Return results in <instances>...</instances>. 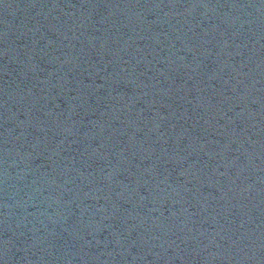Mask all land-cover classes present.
I'll return each mask as SVG.
<instances>
[{
	"label": "water",
	"instance_id": "95a60500",
	"mask_svg": "<svg viewBox=\"0 0 264 264\" xmlns=\"http://www.w3.org/2000/svg\"><path fill=\"white\" fill-rule=\"evenodd\" d=\"M0 264H264V0H0Z\"/></svg>",
	"mask_w": 264,
	"mask_h": 264
}]
</instances>
